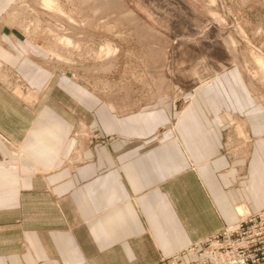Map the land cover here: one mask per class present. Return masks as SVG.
Wrapping results in <instances>:
<instances>
[{"label":"crops","instance_id":"crops-1","mask_svg":"<svg viewBox=\"0 0 264 264\" xmlns=\"http://www.w3.org/2000/svg\"><path fill=\"white\" fill-rule=\"evenodd\" d=\"M13 1L0 0V264H158L264 206V111L236 70L182 111L157 95L127 107L124 86L47 65L6 23Z\"/></svg>","mask_w":264,"mask_h":264},{"label":"rangeland","instance_id":"rangeland-1","mask_svg":"<svg viewBox=\"0 0 264 264\" xmlns=\"http://www.w3.org/2000/svg\"><path fill=\"white\" fill-rule=\"evenodd\" d=\"M5 21L59 74L124 86L127 107L157 95L182 111L234 69L264 111V0H14ZM244 208L264 206H239L237 220ZM204 249L158 264H202Z\"/></svg>","mask_w":264,"mask_h":264},{"label":"built area","instance_id":"built-area-1","mask_svg":"<svg viewBox=\"0 0 264 264\" xmlns=\"http://www.w3.org/2000/svg\"><path fill=\"white\" fill-rule=\"evenodd\" d=\"M201 244L205 247L203 263L209 264H264V209L251 213L244 208L238 220L186 246L173 255L192 251Z\"/></svg>","mask_w":264,"mask_h":264}]
</instances>
